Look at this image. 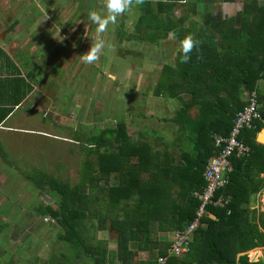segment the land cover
Wrapping results in <instances>:
<instances>
[{
  "label": "trees",
  "instance_id": "trees-1",
  "mask_svg": "<svg viewBox=\"0 0 264 264\" xmlns=\"http://www.w3.org/2000/svg\"><path fill=\"white\" fill-rule=\"evenodd\" d=\"M148 1L123 37L157 45L172 34L199 42L188 63L181 62L178 49L175 63L162 64L152 90L171 106L161 120L174 128L172 136L133 138L125 120H117L88 139L75 182L31 177L56 197L55 206L40 213L56 223L57 239L67 250L51 255L47 264H264V257L250 261L247 254L264 248V211L252 206L264 189V144L256 139L264 128V0H243L235 16L214 12L188 29L179 27L181 17L161 15L173 3L158 2L155 11ZM24 76L16 67L13 77L0 79L8 92L0 101V124L33 90L36 75ZM252 91L261 119L241 132L249 153L231 157L228 183L216 192L230 197L228 205H207L188 251L168 255L171 241L159 233L173 234L195 218L200 202L194 193L203 190L207 160L219 151L212 135H228ZM104 230L107 239L97 235ZM109 240L116 243L111 255Z\"/></svg>",
  "mask_w": 264,
  "mask_h": 264
},
{
  "label": "rangeland",
  "instance_id": "rangeland-1",
  "mask_svg": "<svg viewBox=\"0 0 264 264\" xmlns=\"http://www.w3.org/2000/svg\"><path fill=\"white\" fill-rule=\"evenodd\" d=\"M104 12V17L108 18L107 9ZM113 24L109 23L106 33L95 32V42L102 39L105 43L95 63H85L78 57L79 63L75 59V64L69 63L67 69L60 67L59 89H51L47 97L39 98L44 105L27 104L16 111L14 117L20 120V128L32 130L5 134L12 139L11 151L21 175L29 178V168L45 166L51 167V175L55 178L75 182L84 158L83 150L90 142L88 139L103 127L114 125L116 120H125L133 138L143 133L150 140L158 136L165 141L170 140L172 134L163 136L156 127L171 106L163 99H155L152 90L171 47L159 49L136 39H132L135 43L120 42L118 34L122 37L125 30L109 33L115 29ZM72 60L69 55V61ZM79 110L87 111V117L86 112L78 117ZM57 111L61 115L59 118ZM21 175L19 180L23 178ZM14 178L17 180L16 176ZM41 193L31 183L20 182L15 194L18 205L13 215L0 224V264H47L51 255L67 252L64 244L56 242L58 226L51 218L43 220L39 213L30 220L23 218L24 211L44 206ZM44 194L48 205L55 206L56 197L48 192ZM252 206L264 211V189L253 198ZM15 228L19 229L17 235H13ZM97 235L107 239L109 234L104 230L98 231ZM159 235L172 240L168 237L172 233ZM112 242H108L110 255L116 250V243ZM247 254L249 259L254 257L258 260L264 257V248H255ZM140 256L146 259V253Z\"/></svg>",
  "mask_w": 264,
  "mask_h": 264
},
{
  "label": "crops",
  "instance_id": "crops-1",
  "mask_svg": "<svg viewBox=\"0 0 264 264\" xmlns=\"http://www.w3.org/2000/svg\"><path fill=\"white\" fill-rule=\"evenodd\" d=\"M145 1L148 0H131L128 8L116 18V22L113 24L115 29L109 33H118L123 29L125 32L132 31L136 19L145 12ZM150 2L155 11L159 6L158 2L173 3L172 6L167 7L166 11H162L161 15L173 16V20L181 17L183 22L179 27L184 29L192 28V26L199 27L200 17L204 15L219 12L222 17L228 18L235 16L243 9V0H150ZM105 4L106 0H0V50L10 58L6 60L0 51V79L13 77L16 67L21 70L22 77H25V72L30 71L36 75V79L32 82V92L0 124V224L5 223L4 219L13 215L15 207L18 205L15 194L20 187V182L34 185L39 192H42V205L46 206L49 203L44 194L47 190L35 185L31 177L36 176L43 182L44 176L52 174L51 167L33 166L28 169L29 178L21 175L15 164L16 157L11 151L12 139L6 137L5 134L17 131L32 132V130L20 128V120L14 117L16 111L27 104L37 107L43 104L39 98L47 97L51 89H59L60 67L66 69L68 63L75 64V59L78 63L84 60L83 54L87 53L91 44L95 43V32H97L96 25L88 20V14L95 11L105 18L104 11L107 9ZM82 12H84L83 15ZM194 21H198V24L194 25ZM89 31L92 33L90 34ZM118 35L120 42L133 41ZM118 35L115 36L118 37ZM109 39L113 40V37ZM161 41L156 45L157 47H161V49L166 46L171 47L170 55L165 58L166 62L175 63L178 49H180L178 47L180 38L169 34ZM146 43L149 44L148 41ZM69 55L74 59L72 62L69 61ZM78 57H81L80 61L77 59ZM54 66L55 68H53ZM260 83L264 87V80ZM6 93H8L7 89L5 90L0 83V101L5 100ZM56 115L57 118L61 116L58 111ZM159 120L156 127L157 132H162L160 134L163 136L173 133L174 128L171 125ZM20 175L24 179L19 180ZM15 176L17 180H15ZM43 207L24 211L23 218L28 220L34 218L37 213L41 214L40 209ZM18 230L13 229V235H17ZM168 237L171 240L173 234ZM56 242H59L58 239ZM63 252L66 253V251ZM80 263L81 261L77 260L74 264ZM115 264L118 263L115 262Z\"/></svg>",
  "mask_w": 264,
  "mask_h": 264
},
{
  "label": "built area",
  "instance_id": "built-area-1",
  "mask_svg": "<svg viewBox=\"0 0 264 264\" xmlns=\"http://www.w3.org/2000/svg\"><path fill=\"white\" fill-rule=\"evenodd\" d=\"M245 98L246 104L236 113L228 135L223 136L217 133L212 135L214 145L219 151L207 160L203 171L206 183L203 190L194 193L200 202L196 216L183 229L173 233L168 255L179 256L188 251L192 235L205 215L207 205L223 207L229 203V196H216V192L228 183V174L232 170L231 157L233 155L244 156L249 153V147L240 139L241 132L252 128L255 120L261 119L256 92L247 93ZM164 260L165 258H159L160 263Z\"/></svg>",
  "mask_w": 264,
  "mask_h": 264
},
{
  "label": "clouds",
  "instance_id": "clouds-1",
  "mask_svg": "<svg viewBox=\"0 0 264 264\" xmlns=\"http://www.w3.org/2000/svg\"><path fill=\"white\" fill-rule=\"evenodd\" d=\"M131 0H106V8L109 13L108 18H103L95 11L89 12L88 20L90 23L96 25L97 32H104L107 30L109 23H115L116 18L122 14L130 5ZM62 42V41H61ZM199 42L194 41L191 36L186 37L180 41L178 47L181 50L180 60L182 63H188L191 60V53L194 48H198ZM104 41L97 40L94 44H91L90 50L83 54L85 63H93L99 58V54L104 49Z\"/></svg>",
  "mask_w": 264,
  "mask_h": 264
},
{
  "label": "flooded vegetation",
  "instance_id": "flooded-vegetation-1",
  "mask_svg": "<svg viewBox=\"0 0 264 264\" xmlns=\"http://www.w3.org/2000/svg\"><path fill=\"white\" fill-rule=\"evenodd\" d=\"M162 40H163V39H162ZM133 42L135 43V41H133ZM161 42H162V41L160 40V41H159V44H160ZM152 45H153V46H156V44L149 43V46H152ZM122 47H124V45H123ZM156 47H157V46H156ZM120 48H121V47H120ZM158 48H159V47H158ZM159 49H161V47H160ZM163 49L165 50V48H163ZM68 65H69V63L66 65L67 68H68ZM116 65H118V64L116 63ZM69 66H70V65H69ZM67 68H66V69H67ZM87 102H88V101H86L85 104H87ZM77 104H78V103H75L74 106H77ZM85 112H86V116H85V115H83V116L87 117V111H84V110H79V111L77 112V113H79L78 117H79L82 113L84 114ZM116 121H117V120H116ZM111 126H113V125H111ZM105 127H107V126H105ZM103 128H104V127H103ZM43 220H45V219L43 218Z\"/></svg>",
  "mask_w": 264,
  "mask_h": 264
},
{
  "label": "water",
  "instance_id": "water-1",
  "mask_svg": "<svg viewBox=\"0 0 264 264\" xmlns=\"http://www.w3.org/2000/svg\"><path fill=\"white\" fill-rule=\"evenodd\" d=\"M264 129H262L259 133H258V136H257V142L259 144H264ZM250 261H256L255 258L253 257L252 259H250Z\"/></svg>",
  "mask_w": 264,
  "mask_h": 264
},
{
  "label": "bare ground",
  "instance_id": "bare-ground-1",
  "mask_svg": "<svg viewBox=\"0 0 264 264\" xmlns=\"http://www.w3.org/2000/svg\"><path fill=\"white\" fill-rule=\"evenodd\" d=\"M263 138H264V136H263Z\"/></svg>",
  "mask_w": 264,
  "mask_h": 264
}]
</instances>
